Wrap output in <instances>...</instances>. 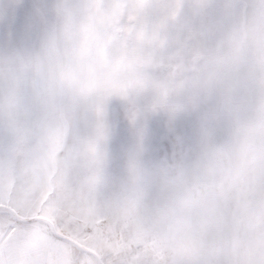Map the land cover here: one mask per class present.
<instances>
[{
	"label": "snow or ice",
	"instance_id": "6c2138e0",
	"mask_svg": "<svg viewBox=\"0 0 264 264\" xmlns=\"http://www.w3.org/2000/svg\"><path fill=\"white\" fill-rule=\"evenodd\" d=\"M0 264H264V0L0 2Z\"/></svg>",
	"mask_w": 264,
	"mask_h": 264
},
{
	"label": "clouds",
	"instance_id": "9594fccd",
	"mask_svg": "<svg viewBox=\"0 0 264 264\" xmlns=\"http://www.w3.org/2000/svg\"><path fill=\"white\" fill-rule=\"evenodd\" d=\"M0 2H4V3H6V0H0Z\"/></svg>",
	"mask_w": 264,
	"mask_h": 264
}]
</instances>
